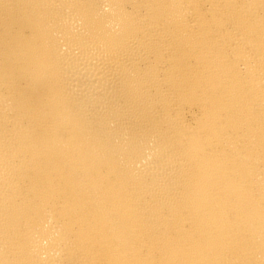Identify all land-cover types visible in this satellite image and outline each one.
Returning a JSON list of instances; mask_svg holds the SVG:
<instances>
[{
  "label": "bare ground",
  "instance_id": "1",
  "mask_svg": "<svg viewBox=\"0 0 264 264\" xmlns=\"http://www.w3.org/2000/svg\"><path fill=\"white\" fill-rule=\"evenodd\" d=\"M0 264H264V0H0Z\"/></svg>",
  "mask_w": 264,
  "mask_h": 264
}]
</instances>
